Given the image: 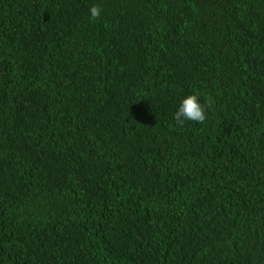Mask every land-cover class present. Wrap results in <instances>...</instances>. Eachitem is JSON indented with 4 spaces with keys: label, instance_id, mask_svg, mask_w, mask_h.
<instances>
[{
    "label": "trees",
    "instance_id": "16d2710c",
    "mask_svg": "<svg viewBox=\"0 0 264 264\" xmlns=\"http://www.w3.org/2000/svg\"><path fill=\"white\" fill-rule=\"evenodd\" d=\"M0 264H264V0H0Z\"/></svg>",
    "mask_w": 264,
    "mask_h": 264
},
{
    "label": "clouds",
    "instance_id": "9594fccd",
    "mask_svg": "<svg viewBox=\"0 0 264 264\" xmlns=\"http://www.w3.org/2000/svg\"><path fill=\"white\" fill-rule=\"evenodd\" d=\"M89 18L91 21L100 19L102 8L99 5H92L89 9ZM212 107V99L207 97L202 104L197 94L186 95L181 101L174 114L175 125L183 127L186 121L204 123L206 120V111Z\"/></svg>",
    "mask_w": 264,
    "mask_h": 264
}]
</instances>
